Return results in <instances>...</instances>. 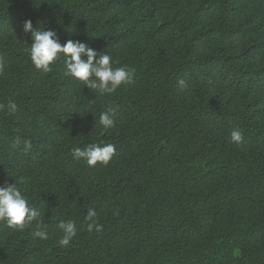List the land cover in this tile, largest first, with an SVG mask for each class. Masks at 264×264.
I'll return each instance as SVG.
<instances>
[{"label": "trees", "instance_id": "16d2710c", "mask_svg": "<svg viewBox=\"0 0 264 264\" xmlns=\"http://www.w3.org/2000/svg\"><path fill=\"white\" fill-rule=\"evenodd\" d=\"M27 19L133 81L96 93L63 54L36 69ZM0 56V185L17 183L48 234L0 220V264H264V0H0ZM91 143L116 154L73 157Z\"/></svg>", "mask_w": 264, "mask_h": 264}, {"label": "clouds", "instance_id": "9594fccd", "mask_svg": "<svg viewBox=\"0 0 264 264\" xmlns=\"http://www.w3.org/2000/svg\"><path fill=\"white\" fill-rule=\"evenodd\" d=\"M22 31L31 34L30 57L32 63L38 70L44 73L50 72V65L63 54L65 58L66 71L65 75L78 79L83 82L84 86H88L96 93H113L122 84L131 83L135 76V72L127 67H113L112 57L102 52H98L95 48L88 44L75 39H68L61 43L57 33L53 30H41L34 27L31 19L23 22ZM6 62L0 56V73L5 69ZM182 88L187 85L183 79L179 81ZM3 105H0L2 108ZM9 110L15 113L17 105L11 102ZM100 124L105 129H111L115 126V121L109 114L104 112L100 116ZM230 139L233 143L240 144L243 142L244 136L239 128L232 129ZM16 144H19L17 140ZM32 148L30 140L25 139L23 142V150L25 152ZM116 154V147L113 144L91 143L85 148L79 147L72 150V155L76 160L83 159L90 167H94L97 163L107 165ZM21 184L22 181L18 180ZM40 213L34 208L28 197L22 192L17 183H8L0 185V220L5 221L8 227L14 230H23L26 226L37 223V229L34 231V237L47 239L48 234L42 228V221L39 220ZM97 213L94 209H89L86 219L90 221L88 231L100 232L103 226L96 219ZM60 227L63 229V236L58 241L61 246H68L73 237L77 235V228L74 222H61Z\"/></svg>", "mask_w": 264, "mask_h": 264}]
</instances>
